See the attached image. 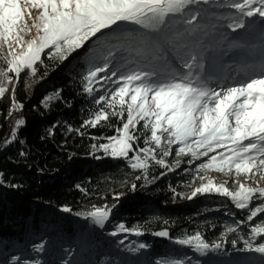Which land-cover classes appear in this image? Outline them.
<instances>
[{
  "label": "trees",
  "instance_id": "trees-1",
  "mask_svg": "<svg viewBox=\"0 0 264 264\" xmlns=\"http://www.w3.org/2000/svg\"><path fill=\"white\" fill-rule=\"evenodd\" d=\"M230 2L209 0L208 4L190 6V12L200 11L194 22L197 31L182 42L204 53L217 48L215 41L223 38L234 14L235 9L227 6ZM177 27L183 32L187 26ZM112 45L121 47L110 63L112 70L122 73L144 67L151 59L137 54L134 49L138 44L129 46L107 35L93 38L63 63L45 55L35 76L26 70L18 80L14 77L10 88L15 89V101L23 105L22 110H12L9 115L13 95L0 99V173L7 184L20 186L0 187V264H12L14 257H19L17 264L25 260L29 264H171L174 260L184 264H262L264 258L259 253L244 250L243 241L249 239L252 224H236L246 219L247 212L214 192L184 202L178 199L199 185L205 173H198L197 167L207 158L189 163L190 157L178 158L173 151L165 158L168 168L150 162L145 175L126 161L106 157L93 148L107 142L102 138L114 135L120 125L113 117L111 127H82L99 107L95 99L115 87L113 81L119 73L111 81L100 73L98 82L93 83L97 91L91 96L84 92L83 77L94 65H103ZM172 55L170 52V58ZM55 93L60 99L45 108L43 101ZM19 118L25 124L17 139L6 144ZM139 147H144L142 139ZM132 184L137 186L135 191ZM117 195L119 200L114 199ZM104 206L112 212L101 228L86 217L95 207ZM65 207L71 211H63ZM120 224L129 231H118ZM229 226L237 231L225 236ZM161 231L169 235H156ZM197 232L210 245L221 243L222 247L201 255L175 242ZM262 242L260 237L253 241ZM41 243L43 251H35ZM141 244L145 247L140 248Z\"/></svg>",
  "mask_w": 264,
  "mask_h": 264
},
{
  "label": "snow or ice",
  "instance_id": "snow-or-ice-1",
  "mask_svg": "<svg viewBox=\"0 0 264 264\" xmlns=\"http://www.w3.org/2000/svg\"><path fill=\"white\" fill-rule=\"evenodd\" d=\"M201 3L208 4L209 0H0V99L14 77L18 80L26 70L36 75L38 65L44 63L42 56L63 63L93 38L105 35L129 46L138 44L134 49L137 54L151 57L144 67L128 68L122 73L112 70L110 63L121 51V47L112 45L103 57V65H94L83 77L84 92L91 96L97 91L93 83L98 82L100 73L110 81L119 73L113 81L115 87L95 99L99 107L82 127H111L113 117L120 125L115 127L114 135L102 138L107 142L93 148L106 157L126 161L131 169L145 175L150 162L168 168L165 158L173 151L178 158L190 157L189 163L207 158L198 165L197 172L230 175L232 187L228 181L217 183L211 178L203 182L205 176H201L202 183L191 196L214 192L230 199L236 209L246 211V219L236 222L252 224L249 239L243 241L244 250L264 258V242L253 243L257 237L264 240V58L258 74L232 85L211 87L204 51L182 42L183 37L196 35L194 22L200 11L190 12V6ZM227 6L239 14L227 25L232 32L247 30L250 25L246 18L252 24L255 17L264 21V0H231ZM126 25L135 27H122ZM178 25L187 27L181 32ZM12 91L9 115L23 108L15 101V89ZM54 99L59 100L60 94L46 97L43 106L48 108ZM24 124L23 118L16 119L6 144L17 139ZM141 139L144 147H139ZM179 163L178 159L177 166ZM0 187L20 186L7 184L0 173ZM136 187L131 185L133 191ZM63 211L71 209L65 207ZM111 212L108 206L95 207L86 218L103 228ZM118 231L129 229L120 224ZM236 231V227L229 226L224 235ZM156 235L167 237L169 233ZM175 242L201 255L222 247L221 243L210 245L199 232ZM43 249V243L35 246L37 252ZM18 260L14 257L12 264ZM171 264L184 261L174 260Z\"/></svg>",
  "mask_w": 264,
  "mask_h": 264
},
{
  "label": "rangeland",
  "instance_id": "rangeland-1",
  "mask_svg": "<svg viewBox=\"0 0 264 264\" xmlns=\"http://www.w3.org/2000/svg\"><path fill=\"white\" fill-rule=\"evenodd\" d=\"M233 12L234 14L230 15V20L228 21L229 23L232 22L231 18L235 17V14L239 15L236 10H234ZM252 19L255 20V24H252V21L246 18L247 22L250 25L247 30H237V32H232L231 29L226 30L223 38L217 39L215 41V46H217V48L209 49L205 53V71L206 74L212 78L210 81L211 87L217 88L219 85L225 84L232 85L233 83H237L242 81L243 79H246L247 76L259 73L260 69H250L247 72L246 70L250 67L247 66L248 68H244L239 67L238 63L234 64L236 60H238L243 55H246L247 51L253 52L254 50L252 49V47L264 46V29L261 28V25L264 24V21H262L259 17H255ZM218 41H220V43L216 45ZM226 42L229 43L227 44ZM220 44L223 45L221 46V50H218ZM239 45L243 46L241 47ZM246 46H248V49L246 48ZM262 54L264 55V53ZM241 68L243 69L239 71V69ZM7 87L8 92H6V94L4 95V99H7L9 96L12 97L13 95V88H10V84ZM208 178L215 180L217 183H224L225 181H228V186L230 188L232 187V176L230 175L225 176L214 171L208 172L207 174H205V180L203 182H207ZM241 180H243L242 177ZM201 183L202 181H200L199 185H195L192 189H190L186 194H180L178 196V199L181 202L192 200L194 198L191 196L192 192L195 190V188L199 187ZM261 184L264 185V181H261ZM233 259L234 256L231 258V260Z\"/></svg>",
  "mask_w": 264,
  "mask_h": 264
},
{
  "label": "water",
  "instance_id": "water-1",
  "mask_svg": "<svg viewBox=\"0 0 264 264\" xmlns=\"http://www.w3.org/2000/svg\"><path fill=\"white\" fill-rule=\"evenodd\" d=\"M46 206H49V205H46Z\"/></svg>",
  "mask_w": 264,
  "mask_h": 264
}]
</instances>
